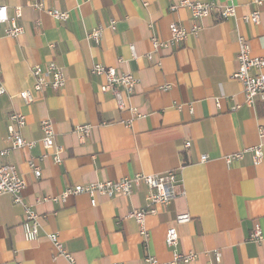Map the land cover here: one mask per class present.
<instances>
[{
    "label": "crops",
    "instance_id": "0c3cea01",
    "mask_svg": "<svg viewBox=\"0 0 264 264\" xmlns=\"http://www.w3.org/2000/svg\"><path fill=\"white\" fill-rule=\"evenodd\" d=\"M42 1L46 9L69 13V19L56 21L37 10L34 0H0L11 18L22 9L17 23L25 28L23 35L11 38L0 25V87L5 90L0 95V151L9 148L12 112L26 117L22 136L36 143L31 149L11 150L1 165L17 168L26 182L23 203L42 218L39 239L27 241L24 207L10 195L0 196V264H70L53 258L50 234L59 236L75 264H144L149 255L169 263L174 253L165 242L170 228L179 234L177 252L199 255L190 264H218L216 251L219 264H264V239L260 244L250 241L256 225L264 237V163L254 166L249 152L230 165L225 161L258 145L259 128H264V101L248 107L242 84L232 78L238 69L239 36L248 40L252 56L264 58V0L261 6L254 0H188L234 6L237 16L208 17L198 36H189L177 49L157 52L153 37L169 39L173 24L192 27L189 10L170 11L186 0ZM254 11L260 12V24H245L242 17ZM112 20L114 31L108 29ZM100 26L105 32L97 46L87 34ZM50 63L63 69L65 87L47 90L34 104H26L20 94L33 91V69ZM95 64L138 79L128 106L141 117L120 111L114 96L102 91L105 80L90 75ZM130 120L131 127L122 124ZM44 121L53 124L55 149L64 150L59 165L52 158L55 149L45 151L41 144ZM85 124L94 129L81 142L75 128ZM44 154L42 177L36 179L28 161ZM203 155L208 156L204 163ZM171 171L178 172V192L184 195L147 218L146 245L129 216L146 205L149 190L144 185L128 198L96 196L95 207L87 195L71 197L64 205L43 201L76 185ZM181 214H189L191 222L176 224Z\"/></svg>",
    "mask_w": 264,
    "mask_h": 264
},
{
    "label": "built area",
    "instance_id": "2783aa9c",
    "mask_svg": "<svg viewBox=\"0 0 264 264\" xmlns=\"http://www.w3.org/2000/svg\"><path fill=\"white\" fill-rule=\"evenodd\" d=\"M34 7L47 13L53 17L56 21L64 23L69 19V13L63 12L57 9H46L42 0H34ZM257 6L262 5L261 0H254ZM180 8H186L192 15L193 25L190 29L182 28L179 25L173 24L170 26L169 39L161 41L155 37L151 39L152 46L155 52L159 49H177L188 40L189 36H198L202 31L201 21L217 15L220 20H228L237 16L236 7L223 6L216 3H201L192 1H182L181 3L172 5L170 11L176 12ZM15 18H11L8 14V7L0 3V25L5 27V33L8 37L17 38L25 33V28L19 26L17 20L22 17V9L18 8L15 12ZM242 20L247 25H259L261 22V15L259 11H254L249 15L242 17ZM108 29L114 31L116 29V22L110 21ZM105 27L100 26L93 29L87 34V39L92 41L95 45L100 46ZM238 69L233 74L232 78L240 82L243 86L244 97L246 105L250 108H254L258 101H264V58L254 57L251 53V48L248 40L239 36L238 38ZM133 59H137V53L134 46L130 47ZM148 59H152V55L148 56ZM121 62V60H119ZM1 74V67H0ZM90 75L101 77L105 80L102 86L104 93H111L120 111L128 110L133 119L141 117L138 110L130 105L128 102L133 98L138 85V79L130 73H124L118 71L113 67H106L102 64H95L90 69ZM33 76L35 84L33 91H23L20 94L21 99L26 104H34L37 101V95H42L47 90L58 92L62 90L66 85V76L60 67L55 63H50L45 67L37 66L33 69ZM170 86L166 87L168 90ZM5 94V90L0 87V95ZM181 108V107H179ZM10 125L8 127L7 143L9 148L0 151V196L10 195L14 203L22 205L25 209V216L22 223V227L25 233V239L29 242L37 241L41 232L42 218L39 214L32 211L29 207L23 203V192L26 188L25 180L20 176L17 168L13 165H1V161L5 158L11 150H18L22 148H33L35 142H27L22 136V130L27 124V119L23 114L12 112L8 116ZM122 124L127 127H131L133 120L128 122L123 121ZM94 127L89 124L79 125L75 128V133L79 136L81 142H85L92 134ZM41 130L43 137L41 144L45 151L55 149V131L53 124L50 121H44L41 123ZM260 143L254 147L246 149L244 152H240L225 158L228 165L240 161L243 159L245 153L252 154V160L254 166L258 167L264 163V128L260 127L258 131ZM191 147V143L185 144V149L188 150ZM64 150L62 148H56L52 156L56 164L62 163V154ZM47 155H43L40 158H31L28 161V166L31 169L36 179H41L42 171L39 166V162L46 159ZM208 161V156L203 155L201 162ZM146 186L149 190L146 198V205L140 209L133 211L129 216L133 218L139 226V234L142 237L143 243L146 245L150 239V233L146 226V220L149 216H157L159 211L163 207H167L184 193H179V189L182 188V180L179 178V174L176 171H171L165 175L146 176L135 175L134 177L125 178L120 181H105L101 183H91L87 185H76L68 187L60 195L53 197H46L43 201L51 202L54 204L64 205L71 197L79 195H87L91 199V205L96 206V196H102L107 198L131 197L139 188ZM191 216L189 214H181L176 217V224L183 225L191 222ZM48 240L51 242L54 249V259L62 258L68 261L70 264H75L74 256L67 251L61 242L57 234L47 235ZM263 231L259 225H256L250 235V241L260 244L263 241ZM166 245L168 248L173 249V259L169 263L161 262L157 257L149 255L145 258L144 264H190L196 261L199 257L196 253L181 254L176 249L179 245V234L176 228H170L167 231ZM216 263L221 262V254L214 252Z\"/></svg>",
    "mask_w": 264,
    "mask_h": 264
}]
</instances>
